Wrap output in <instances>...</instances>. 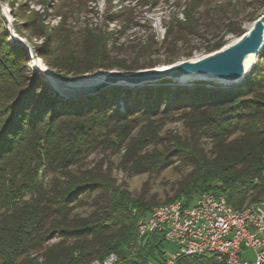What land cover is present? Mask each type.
<instances>
[{
  "label": "trees",
  "instance_id": "obj_1",
  "mask_svg": "<svg viewBox=\"0 0 264 264\" xmlns=\"http://www.w3.org/2000/svg\"><path fill=\"white\" fill-rule=\"evenodd\" d=\"M262 6L264 0H186L182 18L167 22L159 42L163 58L152 59L158 44L147 38L128 47L133 54L129 61L111 58L105 45H94L88 47L89 60L83 66L54 72L66 80L96 70L169 64L191 57L195 50L211 52L226 43V35L245 32L243 22L254 20ZM16 48L0 32V264H93L110 252L125 260L123 264L157 258L165 244L160 233L149 234L134 248L136 223L150 206L81 165L99 143L112 141L107 132L113 130L124 141L138 118L156 113L188 110L192 122L214 141L211 156L195 143L188 150L193 169L180 185L188 199L197 191H212L241 209L263 194L264 47L238 85L180 86L162 79L154 86L116 84L78 98H65L39 74L25 73V52ZM141 56L146 58L141 61ZM126 146L125 159L134 162L145 144L131 139ZM48 171L55 174L45 183ZM94 190L96 209L77 216L73 210ZM178 264L224 261L204 254L181 257Z\"/></svg>",
  "mask_w": 264,
  "mask_h": 264
},
{
  "label": "rangeland",
  "instance_id": "obj_2",
  "mask_svg": "<svg viewBox=\"0 0 264 264\" xmlns=\"http://www.w3.org/2000/svg\"><path fill=\"white\" fill-rule=\"evenodd\" d=\"M185 1L6 0L5 3L2 2L7 10L6 16L0 10V32L3 31L7 34L9 42L18 47L17 51L23 49L25 52V73L39 74L42 80L52 87L44 75L36 70L33 59L28 56V50L22 44L10 41L8 20L13 32L18 37L26 39L34 48L38 58L42 59L43 63L54 72L55 68L76 69L83 66L89 60V52H86L89 50L88 47L94 45H105L111 58L129 61L133 58V54L128 47L139 42L142 43L147 38L149 40L151 38L158 44L153 47V50L156 52V49H159V52L152 53V59L163 58L159 42L164 37L167 22L172 17L182 18ZM257 1L259 0H247L254 4ZM262 11H264V6L259 8L258 15ZM252 21L245 20L243 22L245 30L248 29ZM237 37L233 34L226 35L225 44L234 41ZM195 42L202 44L200 39H196ZM36 47H39L44 55H39ZM207 53L209 52H205L203 49L195 50L189 58H198ZM261 53L255 57L254 63L249 67L247 73L236 82H217L210 78L172 79L167 77L163 78L168 80L164 84L192 86L198 82H209L211 85L222 87L238 85L243 82L257 61L260 60ZM139 58L142 61L146 56ZM98 72L101 70H96L94 73L86 72L70 79H87ZM161 81L162 79L147 81L139 86L146 84L154 86L160 84ZM206 83L205 85H208ZM113 85L116 84L105 86L102 90ZM119 104L120 107L123 106V102L120 101ZM192 119V114L184 109L167 113L160 112L147 118L141 117L135 121L132 133L124 141H120L111 130L105 135L110 139L109 141H112L99 143L89 155L82 159V168H89L91 171L101 173L100 175L103 174L102 176L106 175L114 186L126 191L132 199L145 202L146 206H150V208L155 203H162L176 195H184L180 190V185L193 169L188 160V150L195 143L208 157L212 155L211 151L214 145L213 139L205 135L202 128H198ZM131 139L137 144H145V147L136 155L134 162L125 159L126 145ZM163 162L167 165L160 167ZM54 174L55 172L48 171L43 181L47 183ZM96 194H98L96 190L85 194L80 202L81 206H76L73 210L74 213L77 216H87L95 210L96 205L92 198ZM197 194L198 191L193 194L191 199H194ZM56 240L58 238L53 239V241ZM164 243L166 250L175 248L172 243Z\"/></svg>",
  "mask_w": 264,
  "mask_h": 264
},
{
  "label": "built area",
  "instance_id": "obj_3",
  "mask_svg": "<svg viewBox=\"0 0 264 264\" xmlns=\"http://www.w3.org/2000/svg\"><path fill=\"white\" fill-rule=\"evenodd\" d=\"M136 232L135 249L153 232L175 245L141 264H178L191 251L204 249L222 250L225 264H264V195L244 215H236V208L212 191L198 192L194 199L181 195L175 205L150 208ZM124 261L114 252L106 254V264Z\"/></svg>",
  "mask_w": 264,
  "mask_h": 264
},
{
  "label": "water",
  "instance_id": "obj_4",
  "mask_svg": "<svg viewBox=\"0 0 264 264\" xmlns=\"http://www.w3.org/2000/svg\"><path fill=\"white\" fill-rule=\"evenodd\" d=\"M0 10L6 16V8L0 1ZM10 41L22 44L33 59L37 71L41 72L52 87L61 95L78 98L90 93H98L110 84L139 85L147 81L163 78H204L217 82H236L241 79L254 63L255 57L264 45V11L250 24L248 29L234 41L198 58H187L169 64L145 67L132 71L112 68L98 72L87 79H62L53 72L42 59L38 58L34 48L26 39L18 37L8 20Z\"/></svg>",
  "mask_w": 264,
  "mask_h": 264
},
{
  "label": "bare ground",
  "instance_id": "obj_5",
  "mask_svg": "<svg viewBox=\"0 0 264 264\" xmlns=\"http://www.w3.org/2000/svg\"><path fill=\"white\" fill-rule=\"evenodd\" d=\"M263 195H264V192L261 195V197ZM170 205H175V200L168 202V203H161V204L155 205L153 208L166 207ZM252 208H255V202L245 204L241 209H236V215H244V213H247ZM204 254L205 255L209 254L210 256L218 258L217 260L224 261V264H225V256H222V250H214V249L194 250L190 252L189 256L191 255L200 256ZM93 264H106V256H104V258L100 261H94Z\"/></svg>",
  "mask_w": 264,
  "mask_h": 264
}]
</instances>
